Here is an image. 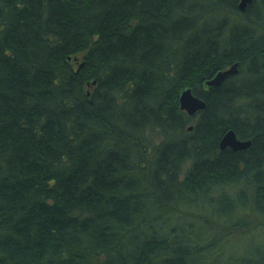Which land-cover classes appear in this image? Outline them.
<instances>
[{
    "label": "trees",
    "instance_id": "obj_1",
    "mask_svg": "<svg viewBox=\"0 0 264 264\" xmlns=\"http://www.w3.org/2000/svg\"><path fill=\"white\" fill-rule=\"evenodd\" d=\"M238 3L0 0V264H264L227 253L264 217V0Z\"/></svg>",
    "mask_w": 264,
    "mask_h": 264
},
{
    "label": "water",
    "instance_id": "obj_2",
    "mask_svg": "<svg viewBox=\"0 0 264 264\" xmlns=\"http://www.w3.org/2000/svg\"><path fill=\"white\" fill-rule=\"evenodd\" d=\"M250 1L251 0H239V9L241 11L244 10L245 6ZM237 70L238 62H234L227 68L217 71L210 79H207L205 81V84L208 86H217L229 75L237 73ZM179 107L180 109L185 110L189 115H192L196 111L203 109L205 107V102L203 99L196 96L192 92L191 88L188 87L183 89L179 95ZM249 144L250 140L238 138L232 129H228L227 131H225V133L219 140V146L221 149L230 147L233 150H241L245 149L247 146H249Z\"/></svg>",
    "mask_w": 264,
    "mask_h": 264
},
{
    "label": "rangeland",
    "instance_id": "obj_3",
    "mask_svg": "<svg viewBox=\"0 0 264 264\" xmlns=\"http://www.w3.org/2000/svg\"><path fill=\"white\" fill-rule=\"evenodd\" d=\"M238 218L250 222L248 225V229L250 231L245 233H238L237 236H245L240 237L239 240L237 239L238 244H234L233 246H231L227 250V253H234L235 251H237V249L250 250L251 248H254V245H259L264 248V217H260L255 214H246L245 218L243 215L238 216ZM262 254H264V251L262 252Z\"/></svg>",
    "mask_w": 264,
    "mask_h": 264
}]
</instances>
